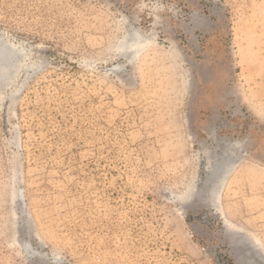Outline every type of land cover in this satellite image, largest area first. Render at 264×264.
I'll list each match as a JSON object with an SVG mask.
<instances>
[{
    "label": "rangeland",
    "instance_id": "374dc122",
    "mask_svg": "<svg viewBox=\"0 0 264 264\" xmlns=\"http://www.w3.org/2000/svg\"><path fill=\"white\" fill-rule=\"evenodd\" d=\"M0 264H264V0H0Z\"/></svg>",
    "mask_w": 264,
    "mask_h": 264
},
{
    "label": "bare ground",
    "instance_id": "6f19581e",
    "mask_svg": "<svg viewBox=\"0 0 264 264\" xmlns=\"http://www.w3.org/2000/svg\"><path fill=\"white\" fill-rule=\"evenodd\" d=\"M16 49L7 46L6 43H0V75L4 76L7 74V67L16 55Z\"/></svg>",
    "mask_w": 264,
    "mask_h": 264
}]
</instances>
